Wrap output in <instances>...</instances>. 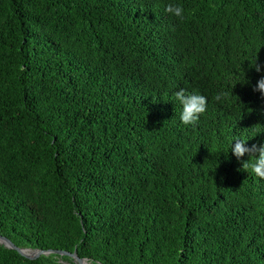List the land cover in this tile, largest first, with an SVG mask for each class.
<instances>
[{"label": "trees", "instance_id": "trees-1", "mask_svg": "<svg viewBox=\"0 0 264 264\" xmlns=\"http://www.w3.org/2000/svg\"><path fill=\"white\" fill-rule=\"evenodd\" d=\"M262 76L264 0H0V235L87 264H264V179L230 151L264 144ZM180 89L207 99L195 125Z\"/></svg>", "mask_w": 264, "mask_h": 264}, {"label": "clouds", "instance_id": "clouds-1", "mask_svg": "<svg viewBox=\"0 0 264 264\" xmlns=\"http://www.w3.org/2000/svg\"><path fill=\"white\" fill-rule=\"evenodd\" d=\"M167 12L173 14L174 16L183 19L184 9L178 4H169L166 9ZM258 56L256 58L255 64L252 66L256 72L261 71V66L257 63ZM253 91H259L262 96H264V76H262L258 81ZM228 93H220L215 99L220 101L222 97L227 98ZM175 99L182 106V111L180 114V119L185 125H195L200 116L206 112L207 109V99L205 96L193 92L188 93L185 89H180L174 93ZM248 140H243L239 138H234L233 143L230 146L231 153L237 158L238 161L241 160L248 154V159L242 161V169L247 172L250 168L251 171L259 178L264 179V144L259 147L253 144L251 147H246ZM227 156V153L225 154Z\"/></svg>", "mask_w": 264, "mask_h": 264}, {"label": "water", "instance_id": "water-1", "mask_svg": "<svg viewBox=\"0 0 264 264\" xmlns=\"http://www.w3.org/2000/svg\"><path fill=\"white\" fill-rule=\"evenodd\" d=\"M0 245L5 246L6 248L10 250L17 251L21 256L24 258L31 260V261H37L40 259V256H48L51 254L58 255L60 257H69L73 260L75 264H87V259H81L77 253H70L67 251L62 250H39V249H29V248H21L18 247L10 238L6 236L0 235Z\"/></svg>", "mask_w": 264, "mask_h": 264}]
</instances>
